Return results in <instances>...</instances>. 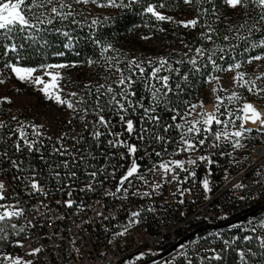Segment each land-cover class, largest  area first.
Returning <instances> with one entry per match:
<instances>
[{
  "label": "built area",
  "instance_id": "1",
  "mask_svg": "<svg viewBox=\"0 0 264 264\" xmlns=\"http://www.w3.org/2000/svg\"><path fill=\"white\" fill-rule=\"evenodd\" d=\"M150 103L143 102L146 107ZM201 103V98H197L193 104ZM253 104L264 111L257 103ZM78 107L87 108L88 115L85 117L84 113L67 107L0 112V122L5 124L2 129L8 130L11 137L9 145L1 150L7 149L12 159L24 160L23 168L35 169L37 179L47 192V196L32 194L21 179H14L31 173L17 172L8 160H0V180L5 183L8 200L15 203L19 199L25 218L35 225L20 238L23 248L10 242L4 251L0 245V257L19 256L33 260V264H189V259L191 264H211L207 257L213 253L209 249L219 253L227 247L225 240L233 244L235 237L244 241L243 237L251 235L242 230L249 227L248 221H255V233L264 236V228L259 226V221L264 220V137L254 128L246 125L253 131L241 140L245 147L239 149H233L229 142L222 140L220 147L214 150L206 143L194 153L177 154L179 141L166 147L152 143L149 154H145L144 142L125 131L115 111L105 109L101 113L111 122L110 128L104 129L95 128L93 123L97 105ZM197 109L208 113L216 111L213 103ZM158 114L162 122L172 121L173 113L166 110L163 102ZM125 119L140 123L139 128L145 123L139 107L125 114ZM176 122L182 123L179 117ZM21 123L30 139L40 141L39 151L29 153L26 148L19 153L14 151L17 136L13 130ZM27 125L42 126L41 135L33 137ZM94 130L106 134L97 139L92 135ZM109 131L122 133L120 139L140 147L135 157H143L138 163L147 183L133 178L131 185L125 184L127 192L117 191L119 180L133 157L128 155L126 147L109 145L112 139L107 134ZM152 148L162 152V156L157 157ZM121 154L127 158L121 159ZM200 156H209L213 163L197 160L195 165L186 164L187 172L176 170L179 180L169 176L170 182H162L159 188H154L161 175L159 171H149L155 164L161 160L187 161ZM93 170H102L98 171L95 181L88 176ZM193 171L194 177L189 175ZM258 171L261 176L257 175ZM55 172L60 173L59 179ZM69 172H75L76 176L70 177ZM205 179L209 181L210 190L203 187ZM90 182L92 190L87 188ZM237 184L244 187L237 188ZM69 199L74 201L71 207L65 204ZM134 212L139 215L133 217ZM25 218L19 220L20 225L25 224ZM126 226L124 235H118ZM34 248L42 250L36 257L28 256ZM182 252L186 256L181 255ZM193 256H200V260L196 262ZM0 264L7 262L0 261Z\"/></svg>",
  "mask_w": 264,
  "mask_h": 264
},
{
  "label": "snow or ice",
  "instance_id": "2",
  "mask_svg": "<svg viewBox=\"0 0 264 264\" xmlns=\"http://www.w3.org/2000/svg\"><path fill=\"white\" fill-rule=\"evenodd\" d=\"M97 4L99 7H112V8H121L128 9L133 5L141 3V0H73L72 3H69L68 0H0V36H3L10 43L3 45V56H8L10 53L18 54L21 48V45L15 43V36L17 34H24L26 36L35 37L37 34L42 33L48 30L47 26H51L55 21H65L72 19L73 23H78L75 20L76 11L73 7L75 4H88V3ZM177 3H182L183 5L195 6L197 8V16L191 20H180L175 21V18L172 16H167L163 14L160 10L166 9L167 0L159 3H147L144 6V12L150 14L151 17H154L157 21L161 22H176L179 25L185 28H195L198 24H201L202 17H214L215 20H209L207 23L203 24L204 31L201 32V46L194 49V55H189L190 52H193V49L189 47V51L184 53V56L188 57L187 61L184 59L176 60L177 65L188 63L192 66V71L199 73L201 67L198 66V59L205 60L203 64L204 68L211 66V70L214 72L219 71H235L236 75L234 77L235 83L247 90L249 94L256 95L258 97L264 94V85L258 84L257 82L264 79V74L255 76L254 78L248 76L243 71H239L243 64H251L253 61H259L264 59V53L258 55H248L245 59H238V57H245L246 53H250L257 49L264 48V34H261L259 38H255L257 33H264V0H220V3L230 9L232 12L240 11L242 23L233 22L228 25L225 29L226 32L231 35H224L222 37L223 41H233L230 45L225 47L214 46L211 48H205L203 46L204 42L211 43L215 45V40L213 37L219 38V32L216 28L213 27V23L221 22V16L219 7L217 6L216 0H176ZM204 5H209L210 7H205ZM67 9V11H65ZM259 9L256 14V17L253 18L251 13ZM249 20L252 22L249 23ZM226 22V19H225ZM99 23L98 20H93L92 25ZM44 26V27H42ZM91 26V25H90ZM163 31V29H161ZM65 37H70V33L63 32ZM97 45H101L99 40H96ZM71 46V45H69ZM112 50L111 44L101 45V54L109 52ZM217 53H220L217 56ZM227 53V55H226ZM232 53H235L234 55ZM63 55V53H60ZM109 65L111 66L109 70L115 68V72L119 73V79L114 81L116 88H113L111 85L103 86V92L97 90L96 104L95 109L96 119L93 122L95 128H104L108 129L111 126L110 120H108L104 115H101L105 111V105L108 110L115 111L116 114L120 117L121 123L125 127V131L129 134H135L136 138L144 142L143 151L145 154L148 153L149 147L152 146V143H168V138L161 134L160 128H162L163 133L169 132V130L175 129L180 133V147L176 150V153H194L202 148L206 143L209 142V138L212 137L210 148L216 149L220 147V142L227 141L231 144L233 149H239L245 147L241 143L242 139H246L248 134H250L253 129L247 128L246 125L250 122L253 125H258L255 128V131L258 134L264 135V111H260L257 107L250 102L246 101V98H242L238 93L232 92L231 95L227 97L229 105L239 104V107L232 108L225 105L224 98L217 96L216 97V111L208 113L201 111L195 113L197 107L203 109L204 105H191L188 109L181 114L179 109L173 105L172 107H167L171 101L169 100V93H174L172 85L169 83L170 76L162 75V72L172 73L175 72L177 75H180L179 68H173L171 62L167 58H161L157 62L148 61V65L151 67V72L146 73V69L143 67L144 61L131 60L127 64V74L124 69L116 66L113 61L118 60L116 57L106 58ZM230 59L233 62L227 67H223L218 61ZM94 63V61H89ZM4 67L11 70V72L21 81L31 82L33 85L40 88V91L47 96L49 100L54 102L66 105L67 108L72 109L74 112H82L86 117L88 115L87 108H80L78 105L84 103L82 99H75L77 93H69L68 97L62 96L60 93L63 92V88L57 83L59 73L50 72V69L53 68H62L65 65H45L42 69L24 67L18 63L6 62ZM42 71V75H35L37 71ZM4 73L0 72V77ZM49 77L48 80H45L44 77ZM135 77V78H134ZM182 79L187 81L189 76L187 74L182 76ZM211 80L219 81V76H210L208 82ZM138 81H143L145 88L149 91L151 96V103L149 106H145L142 101L139 99L134 100L137 96L135 91V85ZM4 79L0 78V85L4 84ZM180 89V85L177 83L176 90ZM215 91V90H214ZM223 91V89H220ZM101 96H106L107 99L104 104H101ZM244 99L245 102L242 104L240 101ZM11 103V100L8 97L0 98V104L2 103ZM164 104L167 111L172 112V123L163 125L161 117L158 114V108L161 104ZM139 107L143 110L145 123L148 127L136 128L135 123L131 119H125V114L130 110L135 111ZM224 108V111L221 112L220 109ZM195 113L196 118H192ZM177 117L180 118L182 123H177ZM83 118V117H82ZM15 119V117H13ZM237 121L239 125L237 126ZM213 125L216 126V129H213ZM5 124L0 122V129L4 128ZM32 130V136L38 137L41 135L39 128L42 126L39 125H27ZM13 134L17 136L16 141H14L13 148L14 151L19 153L25 148L29 153L34 151H39L37 145L40 143L37 139H30L29 134L25 131V125L21 123L19 127L13 130ZM105 132L94 130L92 135L99 139V137L105 135ZM108 135L112 136V139L109 141V145L113 148L117 147H126L128 155L133 157L131 159L130 165L128 166L126 172L121 176L119 184L117 186V191L121 189L124 192H127L128 185L132 184L133 178L144 180L148 182L143 175L141 170V165L138 163V159H143V157L136 158L135 154L140 151V147L134 144H128L126 140L120 139L122 133H113L107 132ZM202 137V138H201ZM11 137H9L10 139ZM21 141L23 144H21ZM57 151H61L57 149ZM166 151V150H165ZM152 152L157 157L162 156V152L155 151L152 148ZM63 155L64 152H61ZM127 157L124 154H121V159ZM8 160L12 168L16 169L17 172L29 171L31 174L23 177H14V179H21L25 184V187L30 190L32 194L40 193L44 196H47L45 188L42 186L41 182L37 179L35 169H25L23 168L24 160L12 159L9 156L7 149L0 150V160ZM83 160V157H81ZM197 160L207 161L209 164H212L213 161L209 156H200L195 159L189 158L187 161L184 160H161L158 164H155L152 169L149 171L155 173L159 171L161 173L160 180H158L154 188H159L162 182H170L168 177L171 176L172 180H179L177 169L180 171L187 172L188 169L185 167L188 165H195ZM64 167H68V162H64ZM98 171L102 170H93L88 172V176L92 178V181H95ZM55 177L59 179L60 173L55 172ZM68 175L72 178L76 176L75 172H69ZM112 175H115L113 171ZM190 176H195V172H189ZM258 176H261V173L257 172ZM264 178V177H262ZM203 187L205 190H210L209 181L205 179L203 181ZM235 187L243 188V184H237ZM88 190H92V183L90 182L87 185ZM190 191V190H185ZM71 196V192L68 193ZM144 195H149V193H144ZM183 195V191L181 192ZM246 199V197H241ZM8 194L6 190L5 183L0 180V242L8 240L10 235L19 236L21 233L25 232L28 228L35 227L32 224L31 219L25 218V209L20 205L19 199L15 203H7ZM74 201L71 199L65 201L66 206L71 207ZM139 215V212L132 213L133 217ZM21 218H25L26 222L23 225L18 224L16 221H19ZM133 223L135 220L132 221ZM255 221H248L249 227L242 228L243 231L249 233L256 232ZM259 226L264 228V220L259 221ZM127 231V226L124 231L120 232L118 235L123 236ZM259 241V247L264 249V236L247 235L243 237L246 241H252L253 239ZM241 239L237 236L231 243H235L236 240ZM225 246H230L228 240L224 241ZM18 247L23 248L24 244L20 241H16ZM41 248H34L27 253L28 256L36 257L40 252ZM213 253L212 256L207 257L210 260L220 261L223 257L215 250L209 249ZM250 252L249 250L241 249L238 251V260L241 264H248L246 257ZM255 255V253H252ZM185 255L186 253H181ZM0 261H6L7 264H33V260H25L19 256L4 255L0 257ZM189 264L191 260L189 259Z\"/></svg>",
  "mask_w": 264,
  "mask_h": 264
},
{
  "label": "trees",
  "instance_id": "3",
  "mask_svg": "<svg viewBox=\"0 0 264 264\" xmlns=\"http://www.w3.org/2000/svg\"><path fill=\"white\" fill-rule=\"evenodd\" d=\"M72 3L73 0H68ZM163 0H141V3L133 5L128 9L112 8V7H99L97 4H75L73 7L76 11L75 20L78 23H73L72 19L65 21H55L53 25L47 26L48 30L37 34L35 37L26 36L24 34H17L15 36V43L21 45L18 54L10 53L8 56H3V45L10 43L3 36H0V72L4 75L0 78L7 80H14V82L23 91L30 93V89L13 76L10 69L4 67L6 62L18 63L24 67H32L42 69L45 65H59L66 66L65 77L62 82V86L66 82L72 80L74 82V89L78 92V98L82 99L84 103L82 106H91L96 104L97 90L104 91V88L100 86L111 85L116 88L114 81L119 79V73L115 72V68L110 69V65L106 58L116 57L118 60L113 63L125 70L127 74V64L134 58L137 61H144L143 67L147 72H151V67L148 65V61L157 62L161 58H167L173 68L180 69V75L175 72L168 73L162 72V75H169V83L174 89V93H169V100L171 103L167 107L175 105L180 113L186 110L189 106L195 103L196 99L200 97L207 89L210 76H223L227 71L214 72L211 70V66L204 68L203 64L205 60L198 59V66L201 67V71L196 73L192 71V66L188 63L177 65L176 60L184 59L187 61L188 57L184 56L185 52L189 51L190 46L193 52L189 55H194V49L201 46V32L205 29L203 24L209 20H215L214 17H202L201 24H198L195 28H185L176 22H161L157 21L150 14L144 12V6L147 3H159ZM219 7L221 22L213 23V27L219 32V38L213 37L215 45L204 42L205 48H211L214 46L225 47L233 43V41H223L224 35H231L226 32L225 29L229 24L236 22L242 23L243 20L240 15V11L237 13L232 12L226 6L220 3V0H216ZM210 7L209 5H204ZM93 8L99 9V15L93 14ZM67 11V9H65ZM161 12L177 16L179 14H191L194 17L197 16V8L195 6L183 5L177 3L176 0H167L166 9H161ZM252 12L253 18L256 17L257 12ZM192 12V13H190ZM226 19V22H225ZM93 20H98L99 23L92 25ZM252 21L249 20V23ZM91 25V26H90ZM44 27V26H42ZM163 29V31H161ZM63 32L70 33L71 39L65 37ZM140 36L138 37L137 36ZM264 33H257L255 38ZM144 36H152L161 46L155 44H147L144 42ZM96 40L101 42V45L111 44L112 50L101 54V45L95 43ZM71 45V46H69ZM63 53V55H60ZM264 53V48L257 49L250 53H246L245 57H238V59H245L248 55H258ZM233 55L235 53H232ZM220 53H217L219 56ZM227 55V53H226ZM89 61H94L90 63ZM223 67H227L233 61L230 59L218 61ZM39 71V70H38ZM187 74L189 79L187 81L182 79V76ZM135 78V77H134ZM177 83L180 85V89L176 90ZM3 85V84H2ZM0 85V89L2 87ZM135 91L137 96L134 100L139 99L142 102H150L151 96L149 91L145 88L143 81H138L135 85ZM37 99L42 101V95L36 93ZM106 96H101L100 102L104 104ZM105 109H108L105 105ZM172 121L169 122V124ZM163 125H167L168 122H162ZM141 124L136 122L135 126L139 129ZM143 127H148L146 123L142 124ZM216 129V128H215ZM214 129V130H215ZM161 133L168 138V143L161 145L164 147L175 145L180 141V133L175 130H169L167 133ZM135 135V134H134ZM264 137V135H263ZM9 131L0 130V150L4 146H8ZM212 137L209 138L208 144L210 145ZM92 147L93 143H92ZM9 148V147H8ZM214 150V149H212ZM255 188V187H254ZM256 189V188H255ZM254 191V189H251ZM20 224L19 221H16ZM24 234H22L23 236ZM254 237L258 236L257 233H251ZM22 236L20 238H22ZM20 240V239H19ZM10 242H16L14 236L10 235L8 240L0 242L2 250L9 248ZM251 248V249H250ZM241 249L249 250L250 252L246 259L248 264H264V249L259 247L257 239L252 241H243L242 239L230 244V246L224 247L219 251V254L223 257L222 260H211V264H241L238 260V251ZM252 253H255L253 255ZM193 258L198 262L200 256Z\"/></svg>",
  "mask_w": 264,
  "mask_h": 264
},
{
  "label": "rangeland",
  "instance_id": "4",
  "mask_svg": "<svg viewBox=\"0 0 264 264\" xmlns=\"http://www.w3.org/2000/svg\"><path fill=\"white\" fill-rule=\"evenodd\" d=\"M93 14L99 15L100 12L99 9L93 8ZM239 10H237L235 13H237ZM163 14L167 16H172L171 14H167L162 12ZM192 13V12H190ZM175 18V21L180 20H191L195 18L191 14H179L177 16H172ZM138 36V34H137ZM140 37V36H138ZM144 42L147 44H155L158 46H161V43L158 42L154 37L152 36H144L143 37ZM133 60H136L135 58ZM63 65V64H59ZM53 73H59V77L57 79V83L63 88V92L60 94L64 97H67L69 99H73L72 97H68L67 94L69 93H77L76 89H74V82L72 80H69L70 82H66L65 85L62 86L63 79L65 77L66 72V66L62 68H53L49 70ZM239 71H243L247 73L248 75L245 77L246 79L248 76L255 77L260 74H264V59L259 61H253L251 64H243L241 69ZM42 71H37L35 75H42ZM236 75L235 71H227L223 76L219 77V81L211 80L209 82L207 89L204 91L202 95H200L199 98H201L202 103L204 105H209L210 103H213L216 107V97L220 96L224 98L225 105L228 107L236 108L239 104H233L229 105L227 101V97L232 94V92L238 93L242 98H246L247 102L257 103V105L264 109V94L262 96L258 97L256 95L249 94L245 88H242L238 86L235 81L234 77ZM13 76H15L13 74ZM45 80H48L49 77L45 76ZM5 83L2 85L0 89V98L8 97L11 100V103H2L0 104V112L1 111H16V110H31V109H46V108H61V107H67L66 105H61L53 100H49L45 94H43L40 91V88L33 85L31 82H24V84L27 86L28 89H30V93H27L19 88V86L14 82V80L10 79L9 77L7 80H4ZM258 84L264 85V79L257 82ZM220 89H223V91H220ZM215 90V91H214ZM36 93H39L42 95V101H39L37 99ZM78 98V95L75 99ZM244 102L245 100L242 99L240 101ZM82 106V104L78 105ZM210 109V108H209ZM221 112L224 111V108L222 107L220 109ZM201 110H198L196 108L195 113H199ZM195 113L193 114V119L196 118ZM264 169V168H263ZM7 203H14L13 201L7 200ZM3 203V202H0ZM23 233H21L19 236H14V240L17 241L20 239Z\"/></svg>",
  "mask_w": 264,
  "mask_h": 264
},
{
  "label": "bare ground",
  "instance_id": "5",
  "mask_svg": "<svg viewBox=\"0 0 264 264\" xmlns=\"http://www.w3.org/2000/svg\"><path fill=\"white\" fill-rule=\"evenodd\" d=\"M250 128H254L255 129V127H257L258 125H253V124H251L250 122L247 124Z\"/></svg>",
  "mask_w": 264,
  "mask_h": 264
},
{
  "label": "water",
  "instance_id": "6",
  "mask_svg": "<svg viewBox=\"0 0 264 264\" xmlns=\"http://www.w3.org/2000/svg\"><path fill=\"white\" fill-rule=\"evenodd\" d=\"M175 247H176V246L170 248L168 253H170L171 251H173V249H174Z\"/></svg>",
  "mask_w": 264,
  "mask_h": 264
}]
</instances>
